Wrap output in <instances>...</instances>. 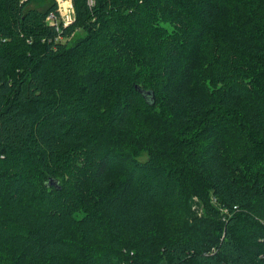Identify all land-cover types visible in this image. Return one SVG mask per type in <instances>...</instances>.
Returning a JSON list of instances; mask_svg holds the SVG:
<instances>
[{
    "label": "trees",
    "instance_id": "1",
    "mask_svg": "<svg viewBox=\"0 0 264 264\" xmlns=\"http://www.w3.org/2000/svg\"><path fill=\"white\" fill-rule=\"evenodd\" d=\"M72 1L0 0V264H264V0Z\"/></svg>",
    "mask_w": 264,
    "mask_h": 264
},
{
    "label": "built area",
    "instance_id": "2",
    "mask_svg": "<svg viewBox=\"0 0 264 264\" xmlns=\"http://www.w3.org/2000/svg\"><path fill=\"white\" fill-rule=\"evenodd\" d=\"M57 2L59 15L52 13L47 17L46 21L50 26L55 27L56 29H60L61 25H63L64 28H67L75 20V11L72 10L71 7L68 8L67 6H63L64 2L62 0V4L60 3V0H57Z\"/></svg>",
    "mask_w": 264,
    "mask_h": 264
},
{
    "label": "rangeland",
    "instance_id": "3",
    "mask_svg": "<svg viewBox=\"0 0 264 264\" xmlns=\"http://www.w3.org/2000/svg\"><path fill=\"white\" fill-rule=\"evenodd\" d=\"M62 1L64 2V3H63V6H67L68 8L71 7L72 10H75V9H74V5H73V3H72L73 1H72V2H71V0H62ZM60 3L62 4L61 0H60ZM37 7L40 8V6H37ZM62 41H63V43H65L66 39H64V40L62 39ZM203 212H204L203 208L200 207V208L198 209V214H199V215H203Z\"/></svg>",
    "mask_w": 264,
    "mask_h": 264
},
{
    "label": "water",
    "instance_id": "4",
    "mask_svg": "<svg viewBox=\"0 0 264 264\" xmlns=\"http://www.w3.org/2000/svg\"><path fill=\"white\" fill-rule=\"evenodd\" d=\"M142 93H143V92H142ZM147 93L150 94V92H148V91H147ZM52 184L56 185V184L54 183V181H53L52 179H50L49 186L52 185ZM233 264H234V263H233Z\"/></svg>",
    "mask_w": 264,
    "mask_h": 264
}]
</instances>
